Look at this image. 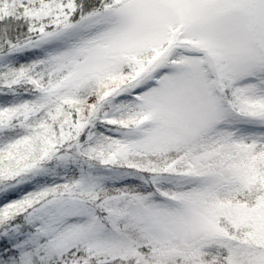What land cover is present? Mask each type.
<instances>
[{
	"label": "snow or ice",
	"instance_id": "1",
	"mask_svg": "<svg viewBox=\"0 0 264 264\" xmlns=\"http://www.w3.org/2000/svg\"><path fill=\"white\" fill-rule=\"evenodd\" d=\"M0 264H264V0H0Z\"/></svg>",
	"mask_w": 264,
	"mask_h": 264
}]
</instances>
